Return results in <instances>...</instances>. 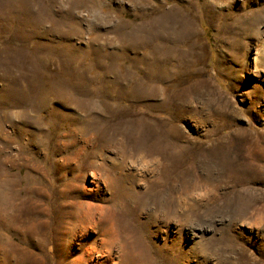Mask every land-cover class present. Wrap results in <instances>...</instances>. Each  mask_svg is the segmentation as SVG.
I'll return each mask as SVG.
<instances>
[{
    "label": "rangeland",
    "instance_id": "374dc122",
    "mask_svg": "<svg viewBox=\"0 0 264 264\" xmlns=\"http://www.w3.org/2000/svg\"><path fill=\"white\" fill-rule=\"evenodd\" d=\"M0 264H264V0H0Z\"/></svg>",
    "mask_w": 264,
    "mask_h": 264
},
{
    "label": "bare ground",
    "instance_id": "6f19581e",
    "mask_svg": "<svg viewBox=\"0 0 264 264\" xmlns=\"http://www.w3.org/2000/svg\"><path fill=\"white\" fill-rule=\"evenodd\" d=\"M18 3V2H17ZM85 4V3H84ZM64 6V5H63ZM166 12V11H165ZM42 13V12H41ZM99 15V14H98ZM172 16V15H171ZM95 18V17H94ZM154 18V17H153ZM166 18V17H165ZM164 32V31H163ZM131 43H132V41H131ZM247 44V43H246ZM174 48V47H173ZM173 50V49H172ZM262 52V51H261ZM42 58V57H41ZM33 62V61H32ZM41 63V62H40ZM127 73V72H126ZM205 197V196H204ZM189 198V197H188ZM195 200V199H194ZM162 202V201H161ZM159 203V202H158ZM134 205V204H133ZM159 205H161V204H159ZM166 205V204H165ZM97 207V206H96ZM150 211V210H149ZM186 211V210H185ZM160 212V211H159ZM84 214V213H83ZM156 215V214H155ZM154 215V216H155ZM86 217V216H85ZM89 217V216H88ZM213 217V216H212ZM186 218V217H185ZM95 219V218H94ZM187 219V218H186ZM212 219V218H211ZM92 222V221H91ZM110 227V226H109ZM179 232V231H178ZM116 236V235H115ZM99 238V237H98ZM203 242V241H202ZM204 245V244H203ZM202 246V245H201ZM122 247V246H121ZM197 250V249H196Z\"/></svg>",
    "mask_w": 264,
    "mask_h": 264
}]
</instances>
